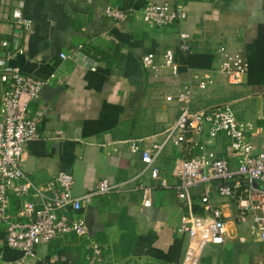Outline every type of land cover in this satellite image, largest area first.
Returning a JSON list of instances; mask_svg holds the SVG:
<instances>
[{"label": "crops", "instance_id": "1", "mask_svg": "<svg viewBox=\"0 0 264 264\" xmlns=\"http://www.w3.org/2000/svg\"><path fill=\"white\" fill-rule=\"evenodd\" d=\"M16 1L0 0V40L12 43L18 30L23 53L8 64L45 82L29 103L30 112L41 118L38 138L29 141L21 155L24 172L37 184L61 170L73 174V191L82 194L95 189L102 178L119 183L134 176L142 163L140 151L129 150L130 141L140 149L162 142L178 114L177 103L166 95L193 74L214 68L220 47L239 51L248 62L247 71L239 84L217 75L206 90L194 86L192 110L217 106L223 96L246 90L247 97L260 101L259 112L252 116L250 111L249 119L238 120L256 127L264 122V0H25L28 29L11 20ZM163 1L180 6L185 20L164 28L143 23V7ZM105 6L120 8L125 20L105 16ZM179 30L189 35L188 53L178 47ZM166 49L174 52L177 75L163 65ZM149 53L154 68L142 64V56ZM233 85L245 89L237 92ZM177 151L166 145L158 161L167 188L155 187L156 180L148 175L141 177L152 188L150 207L141 206L134 190L94 196L80 211L87 237L69 234L41 243L28 264L83 263L90 242L114 264H264V243L253 227L252 213L239 222L235 202L225 198L216 197L224 215V241H204L197 251L186 250L188 238L178 228L188 210L177 202L172 174L180 160ZM18 202L10 197L9 217L15 218ZM194 202L193 211L201 212L196 193ZM4 227L0 262L21 256L4 243Z\"/></svg>", "mask_w": 264, "mask_h": 264}, {"label": "built area", "instance_id": "2", "mask_svg": "<svg viewBox=\"0 0 264 264\" xmlns=\"http://www.w3.org/2000/svg\"><path fill=\"white\" fill-rule=\"evenodd\" d=\"M24 5L25 0L16 1L11 20L28 29L30 22L23 16ZM103 13L116 22L126 18V14L114 6H105ZM186 16L180 6L168 1L149 2L141 12L142 22L153 28L178 24ZM14 33L12 43L0 40V50H4V57L0 55V84L3 86L0 95V226H5L4 243L19 250L21 256L0 264H28L41 243L69 234L87 237L88 227L80 211L94 196L134 190L141 196V206L150 207L152 188L145 185L141 177L148 175L156 180L155 187H168L158 164L168 144L180 152L179 163L172 174L177 182V202L188 210L178 228V232L188 238L186 250L194 247L192 250L197 251L204 241L210 240L214 244L224 241V215L216 197L235 202L234 217L239 222H245L251 212L258 239L264 243V122L260 127L241 123L229 103L196 111L191 107L194 86L206 90L214 84L217 75L229 84L242 82L248 62L239 51L220 47V59L214 68L193 74L176 92L166 95V100L177 103V117L165 131L162 142L140 149L135 140L130 141L129 150L140 151L142 163L134 176L119 183L102 178L95 189L75 194L71 173L59 170L50 180L37 184L22 168V152L29 141L38 138L41 120L38 114L30 112L29 103L39 96L45 82L8 64L23 53L20 33L18 30ZM178 38L179 49L188 53L189 35L179 30ZM60 57L66 55L60 53ZM153 59L154 55L149 53L142 56L141 61L145 67L154 68ZM163 65L169 67L173 75L178 74L172 49L165 50ZM254 182L260 186H254ZM193 190L198 196L201 212L193 211ZM11 196L19 200L15 218L9 217L8 213ZM239 240L244 241V237ZM86 250L83 263L68 261L63 264H114L104 258L98 244L90 242Z\"/></svg>", "mask_w": 264, "mask_h": 264}, {"label": "rangeland", "instance_id": "3", "mask_svg": "<svg viewBox=\"0 0 264 264\" xmlns=\"http://www.w3.org/2000/svg\"><path fill=\"white\" fill-rule=\"evenodd\" d=\"M233 88L235 90H238L237 92H239L240 90H242L240 88L245 89V86L244 85H236V86L233 85ZM225 94H229V92ZM247 94L248 93L246 92V90L245 91L243 90L241 93L233 94L232 96H227V97L223 96L222 98L219 99L218 105L229 103L237 119L247 120L249 119L248 114L250 113V111L252 112V116H255L259 112V108H260L259 106L260 101L257 98L247 97L248 96ZM238 96L240 97L239 100H235ZM168 145H171V144H168ZM253 185L256 187L260 186V184H258L257 182H254Z\"/></svg>", "mask_w": 264, "mask_h": 264}]
</instances>
